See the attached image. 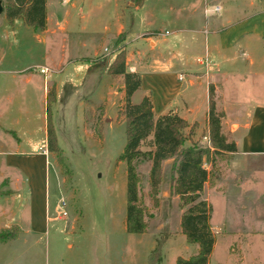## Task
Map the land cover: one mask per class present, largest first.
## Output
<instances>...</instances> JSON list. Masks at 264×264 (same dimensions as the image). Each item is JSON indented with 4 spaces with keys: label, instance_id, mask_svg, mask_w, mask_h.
Wrapping results in <instances>:
<instances>
[{
    "label": "rangeland",
    "instance_id": "obj_1",
    "mask_svg": "<svg viewBox=\"0 0 264 264\" xmlns=\"http://www.w3.org/2000/svg\"><path fill=\"white\" fill-rule=\"evenodd\" d=\"M112 1L53 0L48 32L39 38L47 42L54 36L57 58V40L61 43L66 38L68 60L53 69L63 72L57 75L61 87L49 107L60 152L48 153L47 209L44 194L30 198L33 189L25 181L27 176L15 171L18 167L11 159L34 158L45 145L48 94L44 96L37 80L27 84L21 76L0 72V264H176L179 258L188 259L198 252V246L190 244L182 232L185 209L175 192L174 159L162 164L157 195L151 190V163L137 164L147 229L143 234L127 232V163L120 160L127 142L125 83L122 76L104 75L123 51L129 71L138 73L136 67L140 66L144 85L131 102L138 104L148 95L152 99V88L162 90L167 82L160 75L155 79L158 68H153L154 62L148 63L171 56L175 41L196 28L197 19L202 17L200 27L204 25L203 14L181 10L180 0ZM115 2L120 9L117 14ZM222 13H214L213 18ZM5 20L6 10L0 15V24ZM0 29V53L17 55L22 62L42 61L49 53V45L37 42L32 29H17V37ZM189 56L196 59L194 54ZM169 71L176 73L175 69ZM238 84L232 91L244 102L235 109L228 102L232 119L245 118L263 92L245 81ZM157 96L156 114H161L164 101ZM202 100L201 114L207 107L204 95ZM189 126L184 146L211 153L207 126L199 122ZM224 131L230 132L231 127ZM151 139L142 150L153 149L148 147ZM9 152L23 153L7 159ZM213 156V165L205 159L211 182L203 193L212 209L210 226L216 239L210 264H264V154ZM61 199L67 216L58 214ZM35 217L37 232L31 233L30 218ZM158 244L161 246L155 251Z\"/></svg>",
    "mask_w": 264,
    "mask_h": 264
},
{
    "label": "crops",
    "instance_id": "obj_2",
    "mask_svg": "<svg viewBox=\"0 0 264 264\" xmlns=\"http://www.w3.org/2000/svg\"><path fill=\"white\" fill-rule=\"evenodd\" d=\"M85 3L86 0H81ZM112 1V0H111ZM115 1V0H114ZM112 1V2H114ZM178 3L180 9L190 10L192 15H202L204 25H201V19H197V26L186 37H180L175 41L176 50L173 56H160L154 58L155 66L158 68L156 76L160 80L167 82V86L162 90H155L152 88L151 96L153 103V111L157 117L168 113L170 110L176 112L181 118L186 120L189 125L197 122L207 126L208 128V111H209V87L214 88L215 102L217 111L223 114L222 127H231L230 132H223L226 136H230L231 140L237 146L238 154L242 155H263L264 154V0H180ZM53 0H47V23L45 30H36L27 25L23 20L17 19L10 23L8 20L0 24V28H4L7 33H11L17 37L15 31L17 29L29 30L32 29L35 33V40L43 44H48L50 47L49 53L44 56L42 61L31 60L30 62H22L17 55L7 56L0 53V72L10 74L13 78L21 76L25 78L27 84H31L33 80H37L42 85L43 94L46 96L49 93L48 87L52 80L55 79L54 90L60 91L57 75L63 73L60 71H53L54 66L63 65L66 60V38H63L61 43L57 40V47L59 49V58L54 57V36H51L47 42L43 41L41 34H47L49 15L52 11ZM127 4H130L127 1ZM118 4L115 2V13H119ZM221 7L222 15L213 18L216 13L214 8ZM118 11V12H117ZM122 27L121 25H119ZM1 30V29H0ZM182 32V31H181ZM202 39H201V36ZM7 39H9L7 37ZM53 39V40H52ZM56 48V49H57ZM182 50L185 52L182 53ZM56 52V51H55ZM189 54L196 55V59ZM93 55H96L94 53ZM209 58V65H201L197 60L204 57ZM57 58V59H55ZM157 59V60H156ZM114 61V59H113ZM112 61V62H113ZM11 62V63H9ZM83 62V61H82ZM110 63V65L112 64ZM18 63V64H17ZM85 63V62H84ZM91 63V62H86ZM108 66L104 76L108 74ZM2 68V69H1ZM50 69L51 73H42V69ZM140 74V66L136 67ZM37 69H40L37 72ZM176 70L172 73L169 70ZM169 71V72H168ZM169 73V74H166ZM39 74V75H38ZM183 75L184 80H180ZM43 76V77H42ZM141 76V74H140ZM101 77V76H100ZM112 77V76H110ZM142 78V77H141ZM250 79V80H249ZM262 79V81H260ZM51 80V81H50ZM50 81V82H49ZM101 83L102 80L100 79ZM240 81H245L252 87H260L263 91L260 102H256L252 106L251 112L245 118L236 117L229 118L227 113L228 102L233 109L235 105L242 104L244 100H238L235 97V90ZM143 79L141 80V87H143ZM142 89V88H141ZM48 92V93H47ZM58 94V93H57ZM234 94V95H233ZM155 95L157 98L162 96L163 112L156 114ZM206 97L207 107L202 114L201 101L202 96ZM232 95V96H229ZM201 96V97H200ZM241 101V102H239ZM47 137V135H46ZM47 138H45V145L39 148V152L34 158L11 159V164L17 166L16 172L23 177V173L27 176V181L31 187V195L33 199L36 196L44 194L45 207L48 208V194H47V178L46 171L50 167L49 150L47 149ZM243 149V150H242ZM13 153L23 152H9L8 157H14ZM35 152H29L28 155H33ZM43 166V167H40ZM42 168V169H40ZM12 169V168H11ZM14 170V169H13ZM44 174V179L42 178ZM46 220L49 221L48 214ZM36 217L30 218V232L34 230L37 232ZM28 233V230H27Z\"/></svg>",
    "mask_w": 264,
    "mask_h": 264
},
{
    "label": "trees",
    "instance_id": "obj_3",
    "mask_svg": "<svg viewBox=\"0 0 264 264\" xmlns=\"http://www.w3.org/2000/svg\"><path fill=\"white\" fill-rule=\"evenodd\" d=\"M4 11L10 23L17 19L23 20L36 30H45L47 23V0H3ZM126 53L121 51L108 69L112 77L122 76L125 83L127 106L125 150L120 157L127 163V219L126 230L131 234H143L147 229L145 210L140 204L139 187L140 175L137 164L150 162L149 179L154 195L158 194L161 183L162 164L174 159L175 192L179 196L181 206L185 209L181 218V228L187 241L198 246V252L188 259L179 258L176 264H210L216 239L210 226L211 207L204 199L205 185L211 182V171L205 168L207 158L213 165L212 157L215 154H235L237 146L229 141L223 133V114L217 111L214 100V88L209 87L208 134L212 150L202 149L194 145L185 147L186 132L190 129L189 123L176 112L168 113L156 118L153 111L151 97L144 96L138 104L131 102L135 92L141 89L139 73L128 70ZM56 100L53 89L48 93V125L47 144L49 151L60 152L57 144L55 128L52 124L50 105ZM147 151L142 150L148 138ZM211 158V159H210ZM160 244L155 249L160 248Z\"/></svg>",
    "mask_w": 264,
    "mask_h": 264
},
{
    "label": "built area",
    "instance_id": "obj_4",
    "mask_svg": "<svg viewBox=\"0 0 264 264\" xmlns=\"http://www.w3.org/2000/svg\"><path fill=\"white\" fill-rule=\"evenodd\" d=\"M70 0H63L64 3L68 2ZM214 11L216 13H220L221 11V7L220 6H216L214 8ZM166 35H170V32L166 31ZM201 65H204V66H208L209 65V58L207 55H205L204 57L202 58H199L197 60ZM47 69H42V73H46ZM180 80L183 81L184 80V77L183 75L180 76ZM58 214L59 215H62V216H67V212H66V203L63 199H61L60 203H59V207H58Z\"/></svg>",
    "mask_w": 264,
    "mask_h": 264
},
{
    "label": "water",
    "instance_id": "obj_5",
    "mask_svg": "<svg viewBox=\"0 0 264 264\" xmlns=\"http://www.w3.org/2000/svg\"><path fill=\"white\" fill-rule=\"evenodd\" d=\"M4 12L3 0H0V15Z\"/></svg>",
    "mask_w": 264,
    "mask_h": 264
}]
</instances>
